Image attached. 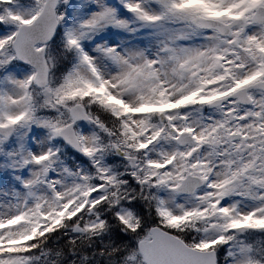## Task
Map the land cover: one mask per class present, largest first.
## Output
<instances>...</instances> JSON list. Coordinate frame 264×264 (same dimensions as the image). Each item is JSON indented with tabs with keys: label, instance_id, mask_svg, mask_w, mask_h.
Here are the masks:
<instances>
[{
	"label": "snow or ice",
	"instance_id": "6c2138e0",
	"mask_svg": "<svg viewBox=\"0 0 264 264\" xmlns=\"http://www.w3.org/2000/svg\"><path fill=\"white\" fill-rule=\"evenodd\" d=\"M0 264H264V0H0Z\"/></svg>",
	"mask_w": 264,
	"mask_h": 264
}]
</instances>
